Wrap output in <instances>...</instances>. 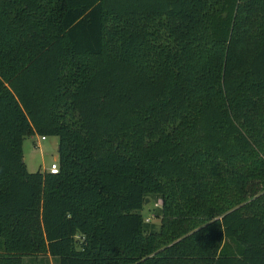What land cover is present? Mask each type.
<instances>
[{"label": "trees", "instance_id": "obj_1", "mask_svg": "<svg viewBox=\"0 0 264 264\" xmlns=\"http://www.w3.org/2000/svg\"><path fill=\"white\" fill-rule=\"evenodd\" d=\"M52 261L264 264V0H0V264Z\"/></svg>", "mask_w": 264, "mask_h": 264}, {"label": "rangeland", "instance_id": "obj_2", "mask_svg": "<svg viewBox=\"0 0 264 264\" xmlns=\"http://www.w3.org/2000/svg\"><path fill=\"white\" fill-rule=\"evenodd\" d=\"M59 138L35 135L25 139L23 144L24 162L30 174L38 171H49L53 163H59ZM142 215L146 223L156 229L161 224L162 200L159 197L148 196ZM51 264H55L53 261Z\"/></svg>", "mask_w": 264, "mask_h": 264}, {"label": "built area", "instance_id": "obj_3", "mask_svg": "<svg viewBox=\"0 0 264 264\" xmlns=\"http://www.w3.org/2000/svg\"><path fill=\"white\" fill-rule=\"evenodd\" d=\"M42 139L45 140V137H42ZM59 171H60V165H59V163L58 164L57 163H53L51 165V168L49 169L48 172H50L51 174H58Z\"/></svg>", "mask_w": 264, "mask_h": 264}, {"label": "water", "instance_id": "obj_4", "mask_svg": "<svg viewBox=\"0 0 264 264\" xmlns=\"http://www.w3.org/2000/svg\"><path fill=\"white\" fill-rule=\"evenodd\" d=\"M149 201L147 200L146 203H148Z\"/></svg>", "mask_w": 264, "mask_h": 264}, {"label": "crops", "instance_id": "obj_5", "mask_svg": "<svg viewBox=\"0 0 264 264\" xmlns=\"http://www.w3.org/2000/svg\"><path fill=\"white\" fill-rule=\"evenodd\" d=\"M47 171V170H46ZM48 172V171H47Z\"/></svg>", "mask_w": 264, "mask_h": 264}]
</instances>
